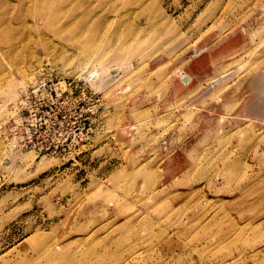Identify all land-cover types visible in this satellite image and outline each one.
<instances>
[{"label":"rangeland","instance_id":"1","mask_svg":"<svg viewBox=\"0 0 264 264\" xmlns=\"http://www.w3.org/2000/svg\"><path fill=\"white\" fill-rule=\"evenodd\" d=\"M0 264H264V0H0Z\"/></svg>","mask_w":264,"mask_h":264},{"label":"built area","instance_id":"2","mask_svg":"<svg viewBox=\"0 0 264 264\" xmlns=\"http://www.w3.org/2000/svg\"><path fill=\"white\" fill-rule=\"evenodd\" d=\"M55 94H56V97H57V98H60V99H61V102H62V103L67 102L68 99H66L65 97L63 98V96L61 95V92H60V91L55 92ZM33 117H35V116H29V118H26V119H25V120H26V123H28V124L31 123L32 120H34ZM63 139H64V138H63ZM26 142H28V143H32V142H33V139L28 138V141H26Z\"/></svg>","mask_w":264,"mask_h":264},{"label":"bare ground","instance_id":"3","mask_svg":"<svg viewBox=\"0 0 264 264\" xmlns=\"http://www.w3.org/2000/svg\"><path fill=\"white\" fill-rule=\"evenodd\" d=\"M94 235H95V234H94ZM115 245H117V244H115ZM108 253L110 254V252H108ZM116 253H117V252H116ZM116 253H115V254H116ZM111 254H114V253L111 252ZM111 254H110V255H111ZM115 254H114V255H115ZM122 254H123V253H122ZM122 254H121V255H122ZM110 255H109V256H110ZM116 255H117V254H116ZM116 255H115L116 260L119 261L120 258H119L118 256H116ZM121 255H120V257H121ZM105 256H107V255L105 254ZM109 256H108V257H109ZM112 256H113V255H112ZM112 256H111V257H112ZM53 257H55V258L57 259L58 256H57V257H56V256H52V257H50V259H52ZM74 257L76 258V256H74ZM108 257H107V258H108ZM113 257H114V256H113ZM67 258L72 259L71 257H69V255L67 256ZM105 258H106V257H105ZM54 260H55V259H54ZM108 260H109V259H108ZM118 261H117V262H118ZM110 262H111V261H110Z\"/></svg>","mask_w":264,"mask_h":264}]
</instances>
